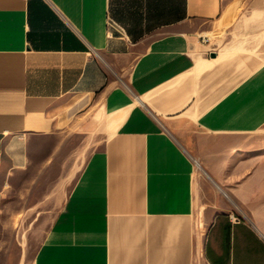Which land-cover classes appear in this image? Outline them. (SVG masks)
<instances>
[{"label": "crops", "instance_id": "0c3cea01", "mask_svg": "<svg viewBox=\"0 0 264 264\" xmlns=\"http://www.w3.org/2000/svg\"><path fill=\"white\" fill-rule=\"evenodd\" d=\"M233 2L0 0V186L69 149L29 264H264L242 217L264 187L241 156L264 129V62L209 37ZM204 182L230 203L202 240Z\"/></svg>", "mask_w": 264, "mask_h": 264}, {"label": "rangeland", "instance_id": "374dc122", "mask_svg": "<svg viewBox=\"0 0 264 264\" xmlns=\"http://www.w3.org/2000/svg\"><path fill=\"white\" fill-rule=\"evenodd\" d=\"M241 17L244 26L234 28L232 25ZM220 21L216 32L209 35L216 42V52L231 46L248 57L258 58L260 63L264 62V0H259L256 6L246 0H234ZM67 142L76 143L73 137L67 139ZM68 153L69 149L61 150L55 156L53 165L43 168L41 160L46 152H40L29 170L19 171L12 178H5L0 186V264L30 263L55 207L53 201L45 203L43 200L54 185L60 165ZM241 154L243 158L255 160L262 181L258 185L264 187V129L242 137ZM256 195L259 196V202L264 203V189H259ZM197 203L195 230L204 240L214 212L229 204L230 200L218 187L204 182ZM262 210L263 214H243L242 217L256 218L264 228V209Z\"/></svg>", "mask_w": 264, "mask_h": 264}, {"label": "built area", "instance_id": "2783aa9c", "mask_svg": "<svg viewBox=\"0 0 264 264\" xmlns=\"http://www.w3.org/2000/svg\"><path fill=\"white\" fill-rule=\"evenodd\" d=\"M108 26H109L110 28H112V29H119V30H120V28L117 26V24L114 23V22L111 21V20H108ZM109 34L111 35V33H109Z\"/></svg>", "mask_w": 264, "mask_h": 264}, {"label": "bare ground", "instance_id": "6f19581e", "mask_svg": "<svg viewBox=\"0 0 264 264\" xmlns=\"http://www.w3.org/2000/svg\"><path fill=\"white\" fill-rule=\"evenodd\" d=\"M225 12V11H224ZM224 14V13H223ZM221 22V21H220ZM223 22V21H222ZM198 166V165H197Z\"/></svg>", "mask_w": 264, "mask_h": 264}]
</instances>
